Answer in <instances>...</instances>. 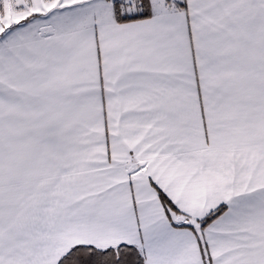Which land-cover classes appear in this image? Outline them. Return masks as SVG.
Here are the masks:
<instances>
[{"label":"snow or ice","instance_id":"snow-or-ice-1","mask_svg":"<svg viewBox=\"0 0 264 264\" xmlns=\"http://www.w3.org/2000/svg\"><path fill=\"white\" fill-rule=\"evenodd\" d=\"M0 264H264V0H0Z\"/></svg>","mask_w":264,"mask_h":264}]
</instances>
